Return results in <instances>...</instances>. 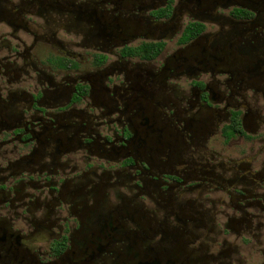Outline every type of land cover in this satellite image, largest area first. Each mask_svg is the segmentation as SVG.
Returning a JSON list of instances; mask_svg holds the SVG:
<instances>
[{
	"label": "flooded vegetation",
	"instance_id": "flooded-vegetation-1",
	"mask_svg": "<svg viewBox=\"0 0 264 264\" xmlns=\"http://www.w3.org/2000/svg\"><path fill=\"white\" fill-rule=\"evenodd\" d=\"M0 264H264V0H0Z\"/></svg>",
	"mask_w": 264,
	"mask_h": 264
}]
</instances>
